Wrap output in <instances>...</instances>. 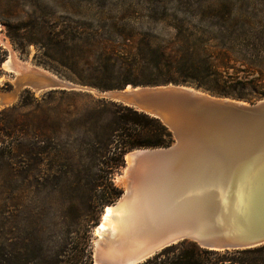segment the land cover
I'll use <instances>...</instances> for the list:
<instances>
[{
  "label": "trees",
  "instance_id": "trees-1",
  "mask_svg": "<svg viewBox=\"0 0 264 264\" xmlns=\"http://www.w3.org/2000/svg\"><path fill=\"white\" fill-rule=\"evenodd\" d=\"M150 1L124 13L145 17L150 29L133 32L116 21L103 20L86 26L52 22L30 43L42 55L80 72L74 74L80 84L99 91L171 83L242 101L264 98V21L251 15L256 8L239 4L242 13L232 15L231 6L221 3L196 7L188 1L168 7ZM185 14L198 18L185 20ZM7 33L14 43L8 25ZM23 35L16 34L30 41ZM160 35L167 39L161 40ZM172 142V132L160 119L84 91L49 90L31 102L20 97L16 104L0 109V162L24 157L21 160L40 167L46 161V170L56 175V163L67 165L72 157L65 158V152H69L77 161L75 167L69 164L76 182L88 183V204L103 206L119 196L112 175L124 164L126 152ZM52 243V248L44 245L36 260L3 259L0 264H92L86 239L57 238ZM183 244L190 249L170 259L160 258ZM220 253L236 256L220 258L218 263L264 264V244L219 251L190 241L170 245L140 264H211L207 255ZM245 254L254 256L240 257Z\"/></svg>",
  "mask_w": 264,
  "mask_h": 264
},
{
  "label": "water",
  "instance_id": "water-1",
  "mask_svg": "<svg viewBox=\"0 0 264 264\" xmlns=\"http://www.w3.org/2000/svg\"><path fill=\"white\" fill-rule=\"evenodd\" d=\"M14 83L35 93L91 90L160 119L172 132L168 146L131 151L118 175L123 191L109 205L119 209L141 196L142 225L116 249L105 234L95 236L93 264H140L182 241L209 250L264 244V98L248 102L171 83L100 92L39 69H23Z\"/></svg>",
  "mask_w": 264,
  "mask_h": 264
},
{
  "label": "rangeland",
  "instance_id": "rangeland-1",
  "mask_svg": "<svg viewBox=\"0 0 264 264\" xmlns=\"http://www.w3.org/2000/svg\"><path fill=\"white\" fill-rule=\"evenodd\" d=\"M188 1L191 3L190 5L196 7L204 3L225 4L233 9L232 15L242 13L239 10V4L250 5L257 10L251 15L264 21V0H159L168 7L183 6ZM149 3L153 2L150 0H0V59H2L0 61V98L8 100L6 103L0 104V109L16 104L20 97L31 102L32 97L38 98L44 93H35L26 86L15 87L14 80L17 73L7 70L2 65L3 60L10 55L14 59L32 66L31 69L26 68L29 72L36 68L42 69L60 79L97 90L91 86L80 84L74 75L79 76L80 72L76 71L75 73L73 71L75 69L69 64L65 66L59 61L42 55L41 50L30 43L31 40L37 39L36 35L42 34L46 28L48 30L50 25H53L52 22L55 25L81 22V25L86 26L87 22L96 25L101 20L116 21L126 30L144 31L151 28L145 17L139 18L135 12H130L128 15L124 13L130 7ZM244 13L247 14V10ZM182 16L184 14H180V17ZM188 18L195 20L198 15L185 14V20ZM7 25L10 26L14 43L8 36ZM18 28L20 30L16 33ZM16 34H24V38L30 41L25 42ZM160 38L161 40L167 39L163 35H160ZM64 49L68 50L69 47ZM65 91H84L100 97L91 90ZM78 99L80 100V98ZM80 103L78 102V104ZM60 139L66 138L61 136ZM66 142H70V139ZM66 157L72 158L66 160L67 165L56 163L54 167L56 175L53 174L54 171L46 170V161L40 167L34 164L30 165V161L21 160L24 157H14L9 162H0V261L3 259L36 260L43 252L44 245L52 248V242L57 238L63 240L86 239L92 258L95 237L92 232L93 227L100 218L102 208L116 201L121 195L124 187L118 175L125 169L128 160L124 155V164L119 166L112 175L113 184L120 192L119 196L111 203L101 206L98 203L88 204L90 197V194L86 193V184L88 183L85 181L76 182L73 175L74 168L69 167V164L72 167L76 166V158L69 152H65ZM26 163L29 164L25 165ZM76 220L80 222L79 226L75 223ZM190 247L189 244H183L173 251L160 255V258L170 259L189 250ZM207 256L211 264H234L230 261L218 263L217 260L220 258L229 259L236 255L220 253ZM244 256H248L247 259H249L254 255L245 254L240 257Z\"/></svg>",
  "mask_w": 264,
  "mask_h": 264
},
{
  "label": "bare ground",
  "instance_id": "bare-ground-1",
  "mask_svg": "<svg viewBox=\"0 0 264 264\" xmlns=\"http://www.w3.org/2000/svg\"><path fill=\"white\" fill-rule=\"evenodd\" d=\"M2 65L7 70L15 71L17 74L23 72V69L32 68L28 63H23L14 59L12 55L4 59ZM125 157L128 160V164H130L131 151L126 153ZM125 169L123 171H125ZM138 183H140L139 180ZM144 207L145 205L143 206L141 196L132 198L128 203L125 202L119 209L114 210L111 205H105L100 215L99 225L95 226L94 235L96 237H103L105 234L110 239L109 249L110 247L116 249L119 245H122L129 236L131 237V235H133L138 226L141 227L142 219H144L145 215ZM96 237H94L93 243L96 242ZM118 251H120V248Z\"/></svg>",
  "mask_w": 264,
  "mask_h": 264
}]
</instances>
